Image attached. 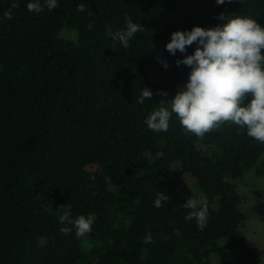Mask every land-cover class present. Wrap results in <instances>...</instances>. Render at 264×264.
Segmentation results:
<instances>
[{
    "label": "trees",
    "instance_id": "16d2710c",
    "mask_svg": "<svg viewBox=\"0 0 264 264\" xmlns=\"http://www.w3.org/2000/svg\"><path fill=\"white\" fill-rule=\"evenodd\" d=\"M28 2L0 0V264H259L231 179L264 176V143L230 121L203 137L175 116L162 133L144 121L187 80L170 33L221 12L264 26V0H59L38 14ZM128 19L144 29L124 48L111 34ZM143 86L154 96L140 105ZM190 198L209 208L203 230L185 220ZM62 205L94 213L91 232L61 233Z\"/></svg>",
    "mask_w": 264,
    "mask_h": 264
},
{
    "label": "clouds",
    "instance_id": "9594fccd",
    "mask_svg": "<svg viewBox=\"0 0 264 264\" xmlns=\"http://www.w3.org/2000/svg\"><path fill=\"white\" fill-rule=\"evenodd\" d=\"M58 3L59 0H29L26 6L38 14L44 8L53 9ZM215 3L223 5L231 0H215ZM77 10L84 11V5H79ZM217 19L223 23L170 33L165 49L172 56L177 51L184 54L175 64L189 68L187 80L170 100H162L168 107L151 111L144 122L152 132L162 133L169 130L170 120L175 116L186 133L203 137L221 123L230 121L246 130L248 137L264 143V26L251 17L223 12ZM143 29L141 23L128 19L126 27L112 33L111 38L128 48L129 42ZM193 45L192 53L186 54ZM160 62L168 67L166 62ZM161 94L167 95L166 92ZM248 94L251 98L243 104ZM153 96V91L143 86L136 102L143 105ZM168 199L165 194L158 193L153 205L161 208ZM60 207L63 214L59 221L64 225L61 233L67 235L75 230L77 236L83 237L91 232L96 220L94 213L73 218L70 206ZM184 208L188 209L185 220H195L200 230L207 226V204L190 198Z\"/></svg>",
    "mask_w": 264,
    "mask_h": 264
},
{
    "label": "rangeland",
    "instance_id": "374dc122",
    "mask_svg": "<svg viewBox=\"0 0 264 264\" xmlns=\"http://www.w3.org/2000/svg\"><path fill=\"white\" fill-rule=\"evenodd\" d=\"M60 36L74 39L76 31L64 29ZM231 181L235 183L241 198L239 206L246 216L243 232L258 247V262L264 264V176L250 169Z\"/></svg>",
    "mask_w": 264,
    "mask_h": 264
}]
</instances>
